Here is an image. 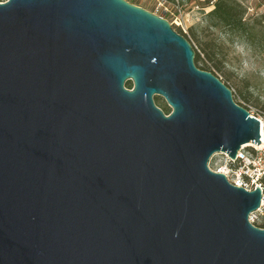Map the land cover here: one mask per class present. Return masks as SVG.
I'll return each mask as SVG.
<instances>
[{"label": "water", "instance_id": "1", "mask_svg": "<svg viewBox=\"0 0 264 264\" xmlns=\"http://www.w3.org/2000/svg\"><path fill=\"white\" fill-rule=\"evenodd\" d=\"M195 59L128 0L0 1V264H264L263 189L209 167L260 119Z\"/></svg>", "mask_w": 264, "mask_h": 264}, {"label": "rangeland", "instance_id": "2", "mask_svg": "<svg viewBox=\"0 0 264 264\" xmlns=\"http://www.w3.org/2000/svg\"><path fill=\"white\" fill-rule=\"evenodd\" d=\"M128 1L168 19L174 29L188 34L203 61L207 60L203 47L217 52L220 70L214 69L215 74L232 90L234 100L243 102L253 114L264 112V0H237L246 8L245 20L252 26L249 41L225 26H214L208 15L214 5L204 6V0ZM154 98L161 108L169 107L163 96ZM255 223H264V208L255 213Z\"/></svg>", "mask_w": 264, "mask_h": 264}, {"label": "built area", "instance_id": "3", "mask_svg": "<svg viewBox=\"0 0 264 264\" xmlns=\"http://www.w3.org/2000/svg\"><path fill=\"white\" fill-rule=\"evenodd\" d=\"M161 1L167 2V0ZM250 115L255 116L258 120L260 119L262 123H260L262 146L260 147L256 143L242 146L238 150L236 159H232L225 152L215 153L210 159L209 167L215 172L225 174L228 180L236 186L244 187L247 190H253L259 186L264 191V112L257 114L250 112ZM263 208L264 194L258 211H262ZM256 212L250 216V220L253 223Z\"/></svg>", "mask_w": 264, "mask_h": 264}, {"label": "trees", "instance_id": "4", "mask_svg": "<svg viewBox=\"0 0 264 264\" xmlns=\"http://www.w3.org/2000/svg\"><path fill=\"white\" fill-rule=\"evenodd\" d=\"M175 1V0H171ZM200 1V0H196ZM204 0V6H209L211 4L214 5V8L208 13L210 19L213 21L214 26H225L229 28V30L237 33L239 36L246 38L247 41L250 40V33L252 26L245 20L246 8L237 0ZM182 35H184L190 42L192 39L189 37L188 34L179 31ZM264 34V31H263ZM193 37L197 40L196 34L192 33ZM263 46H264V37H263ZM195 48V47H194ZM264 48V47H263ZM196 50V65L204 70L211 71L215 74V70H220L219 64L216 60L217 52L208 50L203 47V51L207 56V60L203 61L201 53ZM201 63V64H200ZM216 75V74H215ZM126 86L129 88L133 87V82L131 80L126 82ZM238 104L242 105L246 109L249 110L248 106L245 105L243 102H237ZM162 109L169 114L171 112L170 107L164 106ZM259 227H264L263 224H257Z\"/></svg>", "mask_w": 264, "mask_h": 264}]
</instances>
